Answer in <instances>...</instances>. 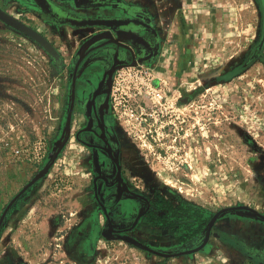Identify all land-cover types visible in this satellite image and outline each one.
Listing matches in <instances>:
<instances>
[{"label":"rangeland","instance_id":"obj_1","mask_svg":"<svg viewBox=\"0 0 264 264\" xmlns=\"http://www.w3.org/2000/svg\"><path fill=\"white\" fill-rule=\"evenodd\" d=\"M0 1L54 41L62 56L55 62L35 40L0 20L1 217L65 134L76 53L99 29L56 24L31 6L32 0ZM52 1L80 16L149 17L162 40L151 75L158 82L147 89L153 99L144 88L142 94L134 93L143 67L133 66L117 74L113 104L124 126L138 135L141 174L127 181L146 196L160 199L159 192L163 194L166 203L159 200L158 208L172 201L189 203L190 209L178 212L176 220L186 219L184 223L164 228L158 216L154 223H138L127 231L135 198L116 196L100 184L98 194L119 229L114 235L135 236L174 252L198 247L205 219L223 207L247 204L264 214V41L259 55L248 57L262 36L261 2ZM140 31L147 37L150 33ZM176 68L177 78L170 82ZM86 73L79 80L82 86L88 82ZM180 94L188 100L179 102ZM68 141L47 173L6 214L0 264H264V219L246 210L222 213L210 241L187 254L163 256L131 240L106 238L102 231L108 222L95 196L94 178L81 165L82 148ZM57 163L59 169L47 177ZM74 163L79 164L77 173ZM79 178L82 188H77ZM71 190L81 191L75 196Z\"/></svg>","mask_w":264,"mask_h":264},{"label":"flooded vegetation","instance_id":"obj_2","mask_svg":"<svg viewBox=\"0 0 264 264\" xmlns=\"http://www.w3.org/2000/svg\"><path fill=\"white\" fill-rule=\"evenodd\" d=\"M259 1L261 2V6L263 8V23H264V0H259ZM0 6L10 14L26 22L24 19H22L21 15L18 14L16 11H12L11 9L6 8L4 6V2L0 1ZM147 18L150 22V18L149 17ZM144 21L146 22L147 20L144 19ZM140 23L142 22L140 21L139 24ZM151 23L149 25L153 27L152 29L148 25H144V24H140V25L150 30V33H148V37H149L148 39L149 42L153 45L152 46L153 48L145 51L142 49L143 45H141V50L134 49V51L131 54L129 53L128 56L127 55L123 56L119 54L117 55V57L111 60H109V58H107L106 55H104V53H100L97 55L99 59V63L92 64L90 67H88L89 70L88 71L86 70L84 72V73L87 72L85 81L88 82L84 83V86L81 85V82L80 83L77 82L74 107L72 110L71 122H70L69 141L71 140L74 141L77 147L83 149V150L81 149L82 153L80 155L81 157L79 158V160L81 161V165L84 166V170H86L88 174H90L91 172L92 179L94 178V183L96 181V185L102 184L104 186L110 187V189L113 191V193L116 196L126 197L130 195L132 196V198L133 197L135 198L137 208L135 209L136 211L134 213L131 226L124 228L127 231L132 230V228L136 227L138 223H142V222L154 223L155 221L154 218L158 216L163 221L162 227L164 228L170 226L173 223H184L186 219L185 220L180 219L179 221L176 220L179 217L178 212L180 211L183 212V210L187 211L190 209L189 207L190 204L187 202L186 203L188 204V206L187 205L182 206L183 204H180V206H178L172 204L173 203L172 201H168L169 203L168 206L164 207L167 199L164 196H162L163 194H160L159 192L160 199L158 198L155 199L153 197L146 196L140 192H137L133 184L127 181L129 177H133L136 175L138 177L139 176L138 174H141V172L138 173V170H140L141 167L139 164V161L141 159L138 155L139 154L138 142H137L138 135L137 132L134 133L130 132V130H128V128L124 126V124L121 122L118 109L113 104L114 103L113 88L116 82L117 74H119V71L133 66H141L143 68L139 69L138 72L139 78H141V80L134 87L133 90L134 93L138 95L139 93L141 94L143 93L142 90L144 88L148 92L146 93V97L151 96L150 94L152 93L149 92V90L147 89L152 88V86H154V84L158 82V80H156V78L154 77H151V75H152V71L154 70V66H153L154 59L158 56L162 44L161 43L162 40L160 39L159 36L160 34L158 27H156V25H152L153 23L152 24ZM262 30H263L262 36L257 41L256 48L253 49L251 53H249L248 55L249 58L254 54H256L257 56L259 55V50H260L259 48L264 41V26ZM49 40L52 41L50 38ZM52 42L57 47L54 41ZM156 42L157 44H159L158 46ZM57 49L59 50V48ZM177 72H178L177 68L176 71L174 70L171 72V74L172 73L173 74L170 78V82L171 80L174 82L175 78H177L175 75ZM178 75H181L180 72ZM122 78L125 79L126 77H122ZM71 82H72V77H71ZM177 82L179 83L180 81L177 79ZM180 85L181 83H179L178 86ZM82 89L86 90L85 94L82 93ZM70 98H71V91L68 98L69 99L68 109L70 107ZM116 98H118V96L115 95L114 99ZM150 98L153 99V95ZM188 98H189L188 96L180 94L177 99L179 102H185L186 100H188ZM82 102H83V106L81 105ZM119 105L122 106V104ZM22 195L20 197H22ZM159 200L161 202H164L162 208H158L160 207L158 204ZM238 205H247V204H238ZM238 205H230L226 207H232ZM247 206L253 207L251 205H247ZM234 210L250 211L248 209H231L227 211H234ZM222 213H220L215 219L212 228L210 230V236L207 243L212 238L214 225L217 222L218 217ZM214 214H216V212ZM214 214L209 219H205L204 223H207L206 227H208L209 222L211 218L214 216ZM118 235L117 234L114 235V233L112 232L109 235V237L114 238V236H118ZM121 235L134 238L144 243L142 240L138 239L135 236L126 235V234H121Z\"/></svg>","mask_w":264,"mask_h":264},{"label":"water","instance_id":"obj_3","mask_svg":"<svg viewBox=\"0 0 264 264\" xmlns=\"http://www.w3.org/2000/svg\"><path fill=\"white\" fill-rule=\"evenodd\" d=\"M31 6L35 7L36 9L40 10L42 13L46 14L50 17V19L59 25H69L71 27H76L82 30H87V28H98L86 38L83 43L79 46L76 57L75 63L73 67V71L71 74L72 82H71V98H70V107L68 109L67 118H66V128L65 134L59 138L53 147V150L49 156L48 162L45 164L43 168H41L35 176L25 184V186L10 200L7 204L6 208L4 209L1 217H0V227L2 222L5 219L6 214L16 202V200L24 194L29 187H31L39 178L47 173L49 168L52 166L53 162L57 159V156L61 149L64 147L69 134H70V122H71V115L72 110L74 107V100L76 94V85L79 80H82V74L89 70L92 64L99 63L98 54L104 53L109 60L117 57V55L128 56V54L132 53L135 50L140 49L141 45H143L142 49L147 51L153 48L152 44L149 42L148 37L145 34H142L140 30H148V28L140 25H148L151 29L153 28L150 26V22L148 18L144 17L142 19L140 15L129 13L130 16H117V15H100V16H80L76 13L73 14L70 10L63 8L62 6L54 3L52 0H32ZM0 20L4 21L5 23L9 24L10 26L16 28L17 30L23 32L33 40H35L40 46L52 57V59L59 63L62 60V56L60 51L57 47L53 44L52 41L49 40L47 36H45L42 32L34 28L33 26L29 25L28 23L20 20L19 18L15 17L14 15L7 12L0 6ZM142 22L139 24V22ZM147 26V27H148ZM140 30H139V29ZM157 44V42H156ZM155 44V46H156ZM159 44H157L158 46ZM89 62V63H88ZM95 196L98 200L108 222V229L103 230L102 234L108 238L109 235L113 231L119 230L117 228V223L113 220L110 213L108 212V208L106 205V201L104 200V196L98 194V190L101 188V185H96L95 181ZM231 209H248L252 211L254 214L258 215L259 217L264 219V214L259 212L253 207L247 205H238L232 207H225L220 209L214 216L211 218L209 225L206 229L204 241L201 245L194 249H187L182 251H174V252H167V251H160L152 246L142 243L134 238H130L128 236L118 235L114 236V238H124L128 240H133L137 242L144 248L148 249L151 252L161 254L163 256H176L180 254L190 253L192 251L198 250L203 248V246L207 243L210 230L212 225L217 218V216Z\"/></svg>","mask_w":264,"mask_h":264},{"label":"crops","instance_id":"obj_4","mask_svg":"<svg viewBox=\"0 0 264 264\" xmlns=\"http://www.w3.org/2000/svg\"><path fill=\"white\" fill-rule=\"evenodd\" d=\"M68 152V151H67ZM75 164V163H74ZM74 166V167H73ZM78 166H79V164H75V165H72V171L74 170V173H77V168H78ZM59 169V164L57 163L55 166H53L52 167V169L50 170V172H49V174H48V176L47 177H49V176H51L53 173H55V171H57ZM69 169H71V168H69ZM69 169H68V171H69ZM76 170V171H75ZM78 170H79V168H78ZM78 176H79V174H78ZM81 177V176H80ZM80 179V178H79ZM82 186H83V182H81V179H80V181H79V184H78V187L77 188H82ZM72 191V190H71ZM81 191V190H80ZM79 190L78 191H75V194H74V192L72 191V192H70L69 193V195H77L79 192H80ZM68 195V196H69ZM68 202V201H67Z\"/></svg>","mask_w":264,"mask_h":264}]
</instances>
